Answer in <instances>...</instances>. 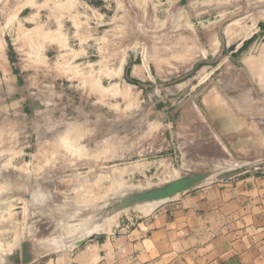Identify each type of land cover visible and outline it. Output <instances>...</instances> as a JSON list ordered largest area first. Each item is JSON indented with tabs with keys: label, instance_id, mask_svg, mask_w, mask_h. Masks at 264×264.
Returning a JSON list of instances; mask_svg holds the SVG:
<instances>
[{
	"label": "rangeland",
	"instance_id": "rangeland-1",
	"mask_svg": "<svg viewBox=\"0 0 264 264\" xmlns=\"http://www.w3.org/2000/svg\"><path fill=\"white\" fill-rule=\"evenodd\" d=\"M194 171L264 180V0H0V264L126 262Z\"/></svg>",
	"mask_w": 264,
	"mask_h": 264
},
{
	"label": "crops",
	"instance_id": "crops-1",
	"mask_svg": "<svg viewBox=\"0 0 264 264\" xmlns=\"http://www.w3.org/2000/svg\"><path fill=\"white\" fill-rule=\"evenodd\" d=\"M167 201L144 222L148 228L140 236L133 232L117 240L127 242L131 259L112 263L121 249L114 245L110 250L112 241H98L95 264H264V180L188 191ZM110 256L114 259L108 261Z\"/></svg>",
	"mask_w": 264,
	"mask_h": 264
},
{
	"label": "bare ground",
	"instance_id": "bare-ground-1",
	"mask_svg": "<svg viewBox=\"0 0 264 264\" xmlns=\"http://www.w3.org/2000/svg\"><path fill=\"white\" fill-rule=\"evenodd\" d=\"M227 165V164H226ZM231 165V164H230ZM196 173H199V172H196V171H194V172H192L191 174H188V175H185L184 177H178V178H175V179H172L170 182H172V181H174V180H177V179H191L192 177H194L195 176V174ZM205 173H207L208 174V172H205ZM209 176H211V175H208V177ZM206 179V178H205ZM204 179V180H205ZM202 181V180H201ZM201 181H199V182H194L193 183V181L191 182V184L189 185V188L188 189H186L185 190V192H188V190L189 189H191L192 188V186H196V185H198L199 183H201ZM170 182H167L165 185H163V186H157V187H153V188H150L149 190H143V191H138V192H134V193H132V194H130L129 196H127L126 198H122L121 199V203H118V208L120 209V210H122V209H126V208H129V207H132V206H134V204H136V203H138V202H144V201H148V204L150 203V202H155V201H158V200H164V199H167V198H170V199H172L171 197H175L176 195H179V194H181V193H183V191H179V192H176V193H174L172 196H167V197H161V198H141V196H145L146 194H148V193H150V192H153V191H155V190H158V189H162L163 187H165L167 184H169ZM145 203V202H144ZM145 204H147V203H145ZM144 204V206L141 204L140 206H143L145 209H147V207L150 205L151 206V208L155 205L154 203V205L152 206L151 204H149V205H145ZM137 205V204H136ZM150 206L148 207V209L150 208ZM126 207V208H125ZM122 208V209H121ZM142 208V207H141ZM150 208V209H151ZM144 209V210H145ZM147 209V210H148ZM154 209V208H153ZM143 211V210H142ZM149 211V210H148ZM118 212V211H117ZM106 217H108V216H106ZM111 218V217H110ZM82 224V223H81ZM101 225V224H100ZM103 225V224H102ZM93 226V225H92ZM104 227V226H103ZM79 228V227H78ZM100 228H101V226H100ZM105 229V228H104ZM91 230V229H90ZM100 230V229H99ZM77 231V230H76ZM74 232V231H73ZM79 233V232H78ZM89 234V233H88ZM80 235V234H79ZM82 235V234H81ZM80 239H81V237H80ZM82 239H83V236H82ZM76 240H79V238L78 239H76ZM55 242V241H54ZM58 242V241H57ZM74 242V241H73ZM77 241H75V243H76ZM79 242V241H78ZM26 244H29V247L27 248V247H24L23 245H22V249H23V253H21V252H19V251H14V252H12L11 254V256H10V259H12V262H13V264H26V263H29L30 262V260L32 259V257H31V255L29 254V252H27V250H29L30 249V246H32L31 245V242H25ZM69 244H70V241L68 242ZM79 243H81V241L79 242ZM55 244V243H54ZM53 244V245H54ZM57 244V243H56ZM60 244H62V243H60ZM72 244V243H71ZM63 245V244H62ZM61 245V246H62ZM64 246H66V244L64 245ZM70 246V245H69ZM68 247V246H67ZM48 248H51L50 246L48 247ZM56 248H57V246H56ZM58 248H59V246H58ZM63 248H65V247H63ZM52 249H53V247H52ZM29 259V260H28Z\"/></svg>",
	"mask_w": 264,
	"mask_h": 264
},
{
	"label": "water",
	"instance_id": "water-1",
	"mask_svg": "<svg viewBox=\"0 0 264 264\" xmlns=\"http://www.w3.org/2000/svg\"><path fill=\"white\" fill-rule=\"evenodd\" d=\"M26 110H29V107H26ZM208 177V174L205 172H199L196 173L194 177H192L191 179H177L174 180L172 182H170L169 184H167L165 187H163L162 189H158L155 190L153 192H150L148 194H146L145 196H141V198H161V197H167V196H172L174 193L179 192V191H183V193L185 192L186 189L189 188V185L191 184V182H199L201 180H204L205 178ZM194 186H192L191 189H189L188 191L192 190ZM24 247H29V244H24ZM29 260V259H28Z\"/></svg>",
	"mask_w": 264,
	"mask_h": 264
}]
</instances>
